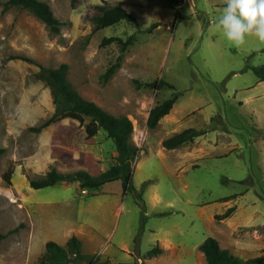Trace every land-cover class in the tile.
Returning a JSON list of instances; mask_svg holds the SVG:
<instances>
[{"label":"rangeland","instance_id":"rangeland-1","mask_svg":"<svg viewBox=\"0 0 264 264\" xmlns=\"http://www.w3.org/2000/svg\"><path fill=\"white\" fill-rule=\"evenodd\" d=\"M5 1L0 264H40L49 241L66 245L72 236L94 259L71 264H207L199 246L208 237L245 260L264 255V81L251 69L264 64V44L248 37L238 49L216 29L225 0H107L123 2L139 25L122 21L98 31L103 0H43L64 22L60 34ZM131 35L124 53L121 44H101ZM121 55V67L103 81ZM63 63L84 98L132 120L142 148L135 191L120 180L93 194L81 193L77 182L31 186L52 168L98 175L115 163L114 141L90 118L68 115L36 130L55 113L51 88L37 73ZM157 79L175 88L146 85ZM175 92L181 96L171 112L150 129L151 110ZM188 128L205 134L176 149L163 146ZM232 207L230 217L218 219ZM157 244L163 252L146 256Z\"/></svg>","mask_w":264,"mask_h":264},{"label":"trees","instance_id":"trees-1","mask_svg":"<svg viewBox=\"0 0 264 264\" xmlns=\"http://www.w3.org/2000/svg\"><path fill=\"white\" fill-rule=\"evenodd\" d=\"M107 2V0H103ZM6 7H18L31 11L41 21H43L54 34H60L64 22L54 14L51 6L43 0H6ZM99 15L94 18L95 31L111 27L122 21H128L139 25L138 18L124 6L123 2L116 4L102 5L99 7ZM157 27L158 24H154ZM134 35L124 40L121 37L113 36L105 38L102 46H108L113 43L121 44L122 53L134 42ZM122 55L102 76L103 81H108L121 67ZM255 75L264 81V64L253 66L251 68ZM70 66L67 63L61 64L57 68L40 66L37 78L46 82L51 88L55 104V113L47 122L36 130L41 131L50 126L56 120L68 115H79L84 118H90L97 124L99 129L107 132L108 137L115 143L118 153L115 163L98 175H91L85 170L74 173H62L56 168H52L42 179L31 180V186L35 189L55 186L62 182L66 184L77 182L81 193L87 191L90 194L95 193L105 184L120 180L123 183L125 191H132L133 167L139 157L142 148L133 141L134 124L127 116H116L97 103L84 98L74 87L69 79ZM140 86L144 83L136 81ZM146 85L156 89L165 87L175 88L164 79H157L153 82H146ZM181 96L180 92H175L170 98L156 105L150 112L148 118V127L155 129L160 121L167 116L173 109L175 103ZM205 134V131L196 128H188L177 133L163 141V146L167 149H176L186 143L193 142L196 138ZM4 149L0 148V154ZM139 196H141L139 194ZM227 197L225 200H229ZM235 211V207L227 210L224 215H219L218 219L230 217ZM4 236L0 235V238ZM200 251L204 254L207 264H264V255L250 258L248 260L236 257L230 250L221 247L219 241L214 237H208L200 246ZM163 252V248L157 244L153 249L146 253L148 257H155ZM94 256L88 255L83 251V243L77 236H72L66 245H61L55 241H49L46 244V251L40 261V264H71L81 261L92 262Z\"/></svg>","mask_w":264,"mask_h":264},{"label":"clouds","instance_id":"clouds-1","mask_svg":"<svg viewBox=\"0 0 264 264\" xmlns=\"http://www.w3.org/2000/svg\"><path fill=\"white\" fill-rule=\"evenodd\" d=\"M216 29L236 48L255 37L264 44V0H225Z\"/></svg>","mask_w":264,"mask_h":264},{"label":"crops","instance_id":"crops-1","mask_svg":"<svg viewBox=\"0 0 264 264\" xmlns=\"http://www.w3.org/2000/svg\"><path fill=\"white\" fill-rule=\"evenodd\" d=\"M116 153H117V151H116ZM117 155H118V153H117ZM117 155H115V156H117Z\"/></svg>","mask_w":264,"mask_h":264},{"label":"built area","instance_id":"built-area-1","mask_svg":"<svg viewBox=\"0 0 264 264\" xmlns=\"http://www.w3.org/2000/svg\"><path fill=\"white\" fill-rule=\"evenodd\" d=\"M84 192H87V191H84Z\"/></svg>","mask_w":264,"mask_h":264}]
</instances>
